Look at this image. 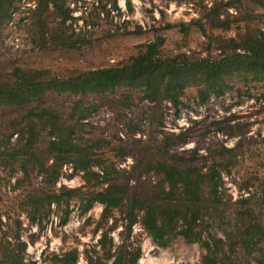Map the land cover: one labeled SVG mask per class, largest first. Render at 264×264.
Segmentation results:
<instances>
[{"label": "rangeland", "instance_id": "obj_1", "mask_svg": "<svg viewBox=\"0 0 264 264\" xmlns=\"http://www.w3.org/2000/svg\"><path fill=\"white\" fill-rule=\"evenodd\" d=\"M64 1L73 9L75 18L61 23L58 17L49 13L48 27L57 28L63 36L72 35L80 46L55 47L48 36L47 48L39 47L33 40L32 12L37 0H15L10 19L0 30V80L9 79L10 71L16 65L42 70L48 76H69L126 63L137 53L139 45L153 40L154 36L163 38L164 55L185 52L194 57H216L223 49L231 50L229 42L224 41L237 39L247 27L258 26L264 31V7L248 4L245 0L237 7L260 15V19L237 20L238 12L233 8L227 9L229 14L221 10L218 19L209 15L206 7L192 2L166 4L162 0H128L129 9L125 0H118L121 16L100 20L96 19L95 0ZM214 1L205 0L203 5L211 7ZM160 11H163V17ZM182 23L186 25L183 29ZM221 45L223 49H220ZM227 79L225 92L218 97L211 95L205 103L199 102L196 87L187 86L182 97L186 106H179L178 115L168 100H162L159 108H153L158 109L157 114H151L150 106L154 104L141 99L137 90L121 86L81 96L48 91L37 103L0 109V122L34 105L37 108L52 105L61 114L67 113L68 109H75L77 114L80 109L90 107L92 114L84 120L87 125L78 137L82 135L84 142L92 140L96 144L90 149L89 156L99 160L100 164L92 165L91 169L100 175L102 169L111 166L126 171L130 185L137 184L139 178H146L140 166L156 156L153 147L163 133H184L183 140H175L176 151L197 148L199 162L206 157V162L215 158L221 163L219 173L223 185L218 192L223 194L224 204L211 202L205 218L211 222L212 232L227 241L220 222L221 210L227 216L232 215L235 202L243 198H250L260 208L264 195V100L261 97L264 82L246 83V78L238 76ZM158 117L162 119V126L156 125ZM150 118L152 124H149ZM121 121L123 125L119 124ZM139 121L140 130L134 133L125 127L126 123ZM137 139L141 142H136ZM122 145L126 150L124 156L120 154ZM223 146L233 149L232 152L223 157L216 156L215 151H220ZM19 159L12 163L13 166L0 165V242L9 243L17 254L19 243H25L24 263L48 264L53 255L77 248L76 264H88L86 254L88 257L103 255L97 241L102 233L108 232L113 240V256L121 251L129 254L138 251L137 264H202L201 257L206 251L198 243H186L178 236L169 237L167 246L160 247L141 226L140 215L127 234L126 217L118 210H113L107 219L102 218L101 203L96 202L85 210L81 198L101 190L106 184L87 182L84 171L75 169L71 161L61 162L55 189L61 186L77 189V195L52 203L47 215L31 222L27 198L43 187V174L29 165L25 175L20 165L24 158ZM54 162L52 156L46 164ZM147 178L152 183L158 179L154 173ZM205 193L207 195V190ZM66 212L68 217L63 223ZM239 251H236L242 257L239 264H255L250 255L240 248Z\"/></svg>", "mask_w": 264, "mask_h": 264}, {"label": "trees", "instance_id": "obj_2", "mask_svg": "<svg viewBox=\"0 0 264 264\" xmlns=\"http://www.w3.org/2000/svg\"><path fill=\"white\" fill-rule=\"evenodd\" d=\"M162 1L166 4L192 2L206 7L209 15L218 19L222 11L229 14L228 8L238 12L235 17L237 20L260 19V15L237 7L241 0H215L211 7L203 5L205 0ZM245 1L264 7V0ZM14 2L15 0H0V30L10 19ZM125 2L130 9V2ZM95 3L96 19L113 20L114 15L120 17L122 14L118 0H95ZM72 12L73 9L64 0H37L32 12L35 28L33 40L36 44L47 48L49 36L55 47H79L81 43L72 35L63 36L57 28L48 27L49 13L65 23L75 18ZM160 13L163 17V11ZM181 26L183 29L186 25L182 23ZM137 31L141 32V29L137 27ZM83 40L85 39H81ZM224 42H229L231 50L227 51L221 45L220 49L223 51L216 57H194L185 52L164 55L163 38L154 36L153 40L139 45L137 53L130 56L126 63L81 71L69 76H48L42 70L16 65L12 67L9 79L0 80V109L37 103L48 91L81 96L122 86L137 90L141 99L154 104L150 106L151 114H157L158 109L153 108H159L162 100H168L178 115L179 106H186L182 97L187 86L196 87L199 102L205 103L211 95L218 97L225 92L229 83L227 77L246 78V83L264 82V31L258 26L247 27L245 33L237 39ZM261 97L264 100V93ZM75 112V109H68L67 113L61 114L52 105L39 108L34 105L0 122V165L13 166L12 163L24 158L20 165L25 175L29 165L35 166L43 174V187L27 198L26 206L31 222L47 215L52 203L62 199L69 200L77 195V189L65 186L55 189L61 162L71 161L75 169L84 171L87 182L106 184L101 190L81 198L84 209H90L96 202L101 203L103 219H107L113 210H118L126 217L127 234L132 231V226L140 215L141 226L160 247L167 246L169 237L178 236L186 243H198L206 251L201 257L202 264H239L242 259L236 253H240L239 248L250 255L255 264H264V195L260 208L250 198H243L235 202V212L232 215L227 216L221 210L223 214L220 222L227 235V241H224L212 232L211 222L205 218L211 202L224 204L223 194L218 192L223 185L219 173L220 162L215 158L212 162H206V157L202 158L203 162H199L197 148L187 152L176 151L175 140H183L184 133L170 135L160 131L163 133L162 138L153 147L157 152L156 156L140 166L146 174L145 179L139 178L137 184L130 185L128 172L118 171L113 166L102 169L100 175L91 169L92 165L100 164L99 160L89 156L90 149L96 146L95 142H84L82 135L78 137L87 123L84 120L92 114V110L85 107L77 114ZM159 117L163 115L159 114ZM151 119L149 124H152ZM156 125L162 126L161 118ZM125 127L134 133L140 130V121L126 123ZM14 135L15 139L12 140ZM136 142L141 140L137 139ZM124 146L120 147L122 156L126 151ZM232 150L223 146L215 154L223 157ZM52 156L54 164L47 165L48 158ZM150 173L158 177L154 183L147 180ZM67 217L68 212L61 222L64 223ZM97 243L102 248L103 255L88 257L86 254L88 264H137L138 251L135 254L121 251L113 256V240L108 232L102 233ZM19 244L17 254L9 243L0 242V264H26L23 261L25 243ZM78 252L77 248H72L60 255H53L48 264H76Z\"/></svg>", "mask_w": 264, "mask_h": 264}, {"label": "built area", "instance_id": "obj_3", "mask_svg": "<svg viewBox=\"0 0 264 264\" xmlns=\"http://www.w3.org/2000/svg\"><path fill=\"white\" fill-rule=\"evenodd\" d=\"M77 223H78V221H77Z\"/></svg>", "mask_w": 264, "mask_h": 264}]
</instances>
